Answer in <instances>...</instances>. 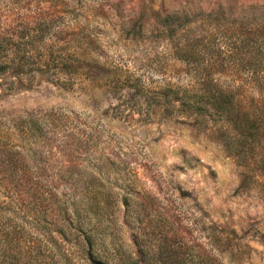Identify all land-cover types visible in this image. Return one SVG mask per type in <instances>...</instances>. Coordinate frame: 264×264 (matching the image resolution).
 I'll use <instances>...</instances> for the list:
<instances>
[{"label":"rangeland","instance_id":"1","mask_svg":"<svg viewBox=\"0 0 264 264\" xmlns=\"http://www.w3.org/2000/svg\"><path fill=\"white\" fill-rule=\"evenodd\" d=\"M263 55L264 0H0V148L18 152L0 164L24 185L13 222L71 232L51 241L64 252L81 225L110 264H264V138L235 146L226 118L181 99L204 67L248 104Z\"/></svg>","mask_w":264,"mask_h":264},{"label":"trees","instance_id":"2","mask_svg":"<svg viewBox=\"0 0 264 264\" xmlns=\"http://www.w3.org/2000/svg\"><path fill=\"white\" fill-rule=\"evenodd\" d=\"M174 17V15H165L159 20L161 25H167L170 35L174 34L177 27V19ZM249 31L254 36H259L257 30L249 29L244 33L248 34ZM195 44L197 43L188 44V48H192ZM246 44L249 45V43ZM200 45L204 49L208 47V44L204 41ZM248 49L246 50L248 54H255V51H252L255 49V46H251L250 50ZM219 53H221V50ZM188 55L197 65L205 63V66L211 68L209 70L219 65L216 59L205 58V56H201L202 54L197 55L195 52L189 51ZM201 59L202 61H200ZM192 69V74L196 77L195 83H191L190 87L183 89L182 105L193 112H214L218 116L226 118L236 131L237 137L235 139L237 141L234 142L235 139L231 141L235 146L237 144V146H240L243 141L248 142L249 140L252 141L249 145L254 146V142L264 138V85L261 86V93L259 92L256 98L244 95L245 98H248L249 103L243 104L236 89L228 90L212 81L211 71H205L206 68L204 67ZM256 72L260 79L264 78V67ZM169 89L172 93L176 92V88L172 86ZM0 151L6 152L5 154L8 156L7 158L10 163L14 155H18V152H13L6 148H0ZM6 165L0 164V176L4 175L9 180L0 181V190L7 192L14 189L19 194V198L9 195H6L3 199L0 198V264H76V262L68 258V255H72L75 251L76 254H79L80 260L82 259L77 264H110L103 250L96 246L94 236L90 232L91 230L84 229L81 225L77 229H74V235L80 241V244L76 249L73 248L71 251L70 249H66L64 252V250L51 244V241L53 238H56L55 235L59 236L62 241L70 240L68 239V235H71V232L70 234H66L62 228L57 229L55 226H52V223L45 224L47 226L40 225L41 220L37 215L32 217V221H30V225L28 226L29 232H27L29 229H24L25 225H22L18 219L13 222L14 217L19 213L17 210H21L20 202L23 203L24 200L21 199L23 197L24 185L18 182L14 184L12 183L13 180L10 179L19 171L18 168L11 167L12 165L16 166L15 163L12 162L9 167ZM65 220L67 221L68 219L65 218ZM78 221L80 224V219ZM40 226L47 230L41 231L39 229ZM11 258L15 259L13 263L10 261ZM121 264H133V260L121 262Z\"/></svg>","mask_w":264,"mask_h":264}]
</instances>
